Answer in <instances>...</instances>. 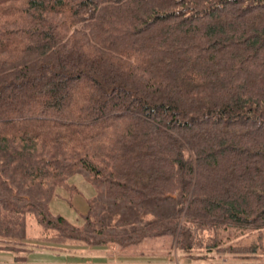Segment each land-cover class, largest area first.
Returning <instances> with one entry per match:
<instances>
[{
	"label": "trees",
	"instance_id": "16d2710c",
	"mask_svg": "<svg viewBox=\"0 0 264 264\" xmlns=\"http://www.w3.org/2000/svg\"><path fill=\"white\" fill-rule=\"evenodd\" d=\"M157 237L264 264V0H0V264Z\"/></svg>",
	"mask_w": 264,
	"mask_h": 264
},
{
	"label": "crops",
	"instance_id": "0c3cea01",
	"mask_svg": "<svg viewBox=\"0 0 264 264\" xmlns=\"http://www.w3.org/2000/svg\"><path fill=\"white\" fill-rule=\"evenodd\" d=\"M91 193V192H90ZM74 198V197H73ZM83 200V199H82ZM169 245L166 237H157L144 240L138 245L120 249L116 244L110 243L99 251V257L90 260L89 255L79 256L65 253L70 261H89L96 264H171ZM182 264H189L187 262Z\"/></svg>",
	"mask_w": 264,
	"mask_h": 264
},
{
	"label": "rangeland",
	"instance_id": "374dc122",
	"mask_svg": "<svg viewBox=\"0 0 264 264\" xmlns=\"http://www.w3.org/2000/svg\"><path fill=\"white\" fill-rule=\"evenodd\" d=\"M70 182L71 183L74 182L73 184L76 186L77 190L79 191V194L75 195L74 198L72 199V203L75 205V207H77L78 209H81L83 207L82 197L89 196L91 194L90 192H92V189L80 176H77V175L72 177L70 179ZM59 194L61 197L56 198L57 202L54 199L50 202L49 204L50 209L53 212H59L62 215H65L71 220L72 223L79 222L78 215H76L74 210L68 207V205L63 201L62 196L64 197V194L60 192ZM65 195L67 196V194ZM37 235H38V228L34 224L30 223L28 226V236L30 238H33V237H36ZM166 239L168 240V243L170 245V239L169 238H166ZM35 243H40V242L36 241ZM169 245H166V246H169ZM171 254L173 256L172 252ZM10 259H11L10 254L6 252H0V263L9 262ZM68 260H69V257L65 253L63 254L62 252H53L47 249H42V250L34 249L31 252H29L27 255V262L29 264H73V263L79 264L74 261L68 262ZM93 264H96V263H93ZM174 264H177V263L174 261ZM202 264H207V263H202Z\"/></svg>",
	"mask_w": 264,
	"mask_h": 264
},
{
	"label": "built area",
	"instance_id": "2783aa9c",
	"mask_svg": "<svg viewBox=\"0 0 264 264\" xmlns=\"http://www.w3.org/2000/svg\"><path fill=\"white\" fill-rule=\"evenodd\" d=\"M73 264H76V263H73ZM79 264H93V263H89V262H82V263H79Z\"/></svg>",
	"mask_w": 264,
	"mask_h": 264
}]
</instances>
